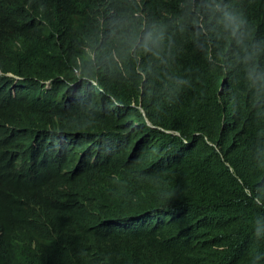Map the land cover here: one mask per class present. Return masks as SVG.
<instances>
[{"label":"trees","instance_id":"1","mask_svg":"<svg viewBox=\"0 0 264 264\" xmlns=\"http://www.w3.org/2000/svg\"><path fill=\"white\" fill-rule=\"evenodd\" d=\"M139 3L0 0V264H264V113L239 70L180 34L167 65L84 56ZM242 6L264 38V0ZM43 80L50 100L35 97ZM64 137L86 168H56L69 192L46 193L32 158ZM24 188L31 209L14 218L2 201Z\"/></svg>","mask_w":264,"mask_h":264},{"label":"clouds","instance_id":"2","mask_svg":"<svg viewBox=\"0 0 264 264\" xmlns=\"http://www.w3.org/2000/svg\"><path fill=\"white\" fill-rule=\"evenodd\" d=\"M144 1L160 8V18H170H149L143 8ZM177 34L188 35L193 43L205 50L206 55L215 48L225 72L232 67L239 70L246 92L250 93L252 107L264 113V38L257 37L256 28L248 18L242 0H140L131 16L127 13L117 14L110 21L107 34L97 36L95 43L85 50L84 56L95 63L97 56L106 52L107 58L118 67H122L123 61L127 59L132 58L138 62L142 57L167 65L175 60ZM6 76L12 80L10 87L24 80L19 74L8 72ZM171 79L177 91L189 84L188 79L179 76ZM226 83L225 75L220 81L221 90ZM52 88L50 80L34 81L36 98L50 100ZM69 143L70 147L62 151L61 148ZM58 144L55 152H44L36 162L33 158L31 162L33 169L30 179L46 193L68 191L56 168H65L71 163L75 173L86 168L80 156L82 151L74 149L75 140L64 137L58 140ZM65 155L76 156L66 159L63 157ZM33 193L30 188H24L19 197L2 202L15 218L31 209ZM255 202L261 203L260 199ZM29 221L36 223L35 216ZM261 234L260 229H257L255 235L259 237ZM260 258L258 255L256 260Z\"/></svg>","mask_w":264,"mask_h":264}]
</instances>
